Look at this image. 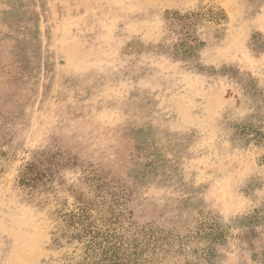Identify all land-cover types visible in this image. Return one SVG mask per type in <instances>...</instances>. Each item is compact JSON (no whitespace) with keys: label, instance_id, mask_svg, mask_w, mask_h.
I'll return each instance as SVG.
<instances>
[{"label":"rangeland","instance_id":"rangeland-1","mask_svg":"<svg viewBox=\"0 0 264 264\" xmlns=\"http://www.w3.org/2000/svg\"><path fill=\"white\" fill-rule=\"evenodd\" d=\"M87 217L264 264V0H0V264H101Z\"/></svg>","mask_w":264,"mask_h":264},{"label":"trees","instance_id":"trees-1","mask_svg":"<svg viewBox=\"0 0 264 264\" xmlns=\"http://www.w3.org/2000/svg\"><path fill=\"white\" fill-rule=\"evenodd\" d=\"M221 19V17L217 18V20ZM179 20L183 23H190L191 18L184 16ZM19 174L18 183L22 186L33 187L32 184L38 180V173L35 171L33 163H27ZM84 219L79 225L80 228L78 227L82 232L81 236L89 237L86 249L90 252L96 250L95 246L100 250V254L103 256L101 264H154L166 256L163 254L165 250V252H169V248L171 249L166 237L152 232L147 226L134 225L135 232L131 236L132 245L127 247L121 240L107 238L109 235L100 234L97 229H93L95 223L88 217ZM122 258H125V261Z\"/></svg>","mask_w":264,"mask_h":264}]
</instances>
